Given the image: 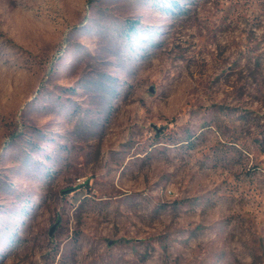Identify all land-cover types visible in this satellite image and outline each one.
Masks as SVG:
<instances>
[{
  "label": "rangeland",
  "instance_id": "rangeland-1",
  "mask_svg": "<svg viewBox=\"0 0 264 264\" xmlns=\"http://www.w3.org/2000/svg\"><path fill=\"white\" fill-rule=\"evenodd\" d=\"M0 264H264V0H0Z\"/></svg>",
  "mask_w": 264,
  "mask_h": 264
}]
</instances>
